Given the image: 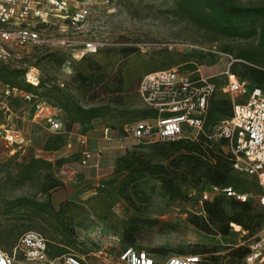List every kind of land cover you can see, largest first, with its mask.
I'll use <instances>...</instances> for the list:
<instances>
[{
    "label": "rangeland",
    "instance_id": "obj_1",
    "mask_svg": "<svg viewBox=\"0 0 264 264\" xmlns=\"http://www.w3.org/2000/svg\"><path fill=\"white\" fill-rule=\"evenodd\" d=\"M67 1L69 13L75 9V1H86L90 5L82 22L72 24L70 19L63 17L64 12L53 11L48 17L49 22L40 29L45 40L43 45L13 47L9 57L0 62V76L3 80L6 76L20 83L21 80L28 82L26 78L37 82L36 85L28 82L34 86L32 93L52 107L36 116L32 107L21 100H8L6 108H2L4 100L0 103V253L13 255V264H71L66 263V259L74 264H120L118 254L129 245L123 237L135 218L139 220L140 227L131 245L136 248L157 250L164 256L203 251L206 264H247L244 258L232 257L231 248H248L257 239L264 222L253 233L241 226L235 228L231 225L229 233L223 236L207 234L188 221L190 214L201 213L199 199H202L204 191L214 196L220 194L211 187L193 188L185 185L183 190L189 199H173L164 194L157 180L148 178L139 183L142 190L140 195L146 202L140 203L134 198L136 208H133L117 193L116 186L121 175L111 176L114 173L111 174L109 169L104 171L100 168L98 175L103 174L109 179L98 185L89 182L88 176L91 174L84 173L79 163L78 149L82 148L79 136L87 138V145L90 136H93L99 145L97 134L102 131L98 129L105 126L111 128V124L132 118L131 113L122 112L139 108L140 101L137 96H132L125 99L126 105L116 107L105 96L93 99L92 91L82 84L79 75L94 72L95 62L106 66L110 74L119 66L126 70L132 66L133 58L138 57L157 63L174 60L170 65L180 67L179 54L186 53L200 67L204 77L217 75L216 80L222 85L225 79L223 72L230 62L229 56L237 58L240 51L254 48L257 40L240 37L212 40L199 26L172 11L173 0ZM236 1L264 5V0ZM89 40L99 44V51L80 57L83 43ZM123 48H134L135 51L124 56ZM64 59L68 61L62 63ZM240 67V64H236L237 70ZM241 78L248 90L255 84L249 78ZM61 101L75 102L83 107L109 105L122 112L116 113L114 118L94 119L82 128L79 124L69 125L66 113L59 105ZM51 112L57 114L62 122L60 131L50 129L45 116ZM225 118V115H219L215 125L209 129L212 140L219 139L216 124ZM112 131L113 136L104 141L117 142L126 149L138 146L137 140L123 133L119 126ZM58 133L64 135L65 145L57 152L45 150L44 145L51 142ZM11 134L12 141H7L5 136ZM114 137L116 140H112ZM68 144L71 146L68 147ZM33 157L52 162L62 160V166L78 172L75 173V181L81 187L71 191L60 206L57 204L62 201L63 195H55L51 198L54 205L50 206L48 200L54 190L48 193L40 191L49 179L47 174L51 172L50 168L42 165L31 181L20 183L15 179L22 165ZM240 164H243L241 157ZM102 166L108 168L106 163ZM56 168L52 169L53 175L60 179L62 176ZM233 174L247 186L255 209L264 212V207L257 202L260 188L255 177L238 168H235ZM21 197L41 200L47 206L32 217L24 213V207L15 208L6 214L5 209L10 202ZM29 231L46 238L51 255L59 246L65 247L67 252L62 255L63 258H51L46 263L28 262L18 248V241L23 233Z\"/></svg>",
    "mask_w": 264,
    "mask_h": 264
},
{
    "label": "trees",
    "instance_id": "obj_2",
    "mask_svg": "<svg viewBox=\"0 0 264 264\" xmlns=\"http://www.w3.org/2000/svg\"><path fill=\"white\" fill-rule=\"evenodd\" d=\"M172 11L183 16L194 25L199 26L200 29L210 35L209 37L212 40L221 37L256 39L257 43L254 48L242 50L237 54V59L241 61L232 63L230 70L239 77L251 79L255 83L254 85L264 88V5L239 3L236 0H173ZM134 51V48H123L122 53L124 56H129ZM179 55L181 68L193 70L197 67L196 62L189 59L190 55L186 53ZM133 59L130 68L123 70V67L119 66L112 74L106 70V66L95 62L94 72L88 75H79V79L88 90L92 91L93 99L105 96L109 103L119 107L126 105L125 99H129L132 96H137L139 100L137 86L143 74L157 69L173 67L170 64L174 63V60L157 63V61L150 62L139 57ZM64 62L65 59L62 63ZM236 64H240L239 70H237ZM0 79L27 92L32 93L34 88V86L24 82V80H21L20 83L16 82L14 78L6 76L5 80L1 76ZM59 105L65 111L69 125H86L94 119L114 118L116 113L122 112V110H117V108H110L109 105L83 107L75 102L67 103L62 101L59 102ZM231 111L232 103L229 97H223L222 95L213 96L206 117L207 132L215 125L219 115H225L228 118L231 115ZM122 113H131L133 117L119 124H111V128L115 129L119 126L123 133H125L124 127L126 124L152 115L151 111L141 107ZM108 128L111 129L110 127ZM65 143L64 135L58 133L51 142H47L44 145V149L57 151ZM137 145L136 148L126 149L122 154L118 155L115 158L113 168L114 174L121 175L116 186L117 193L120 198L133 208H136L134 198L140 203L146 202L140 195L142 190L139 187V183L148 178L157 180L164 194L173 199H189L188 194L183 190L185 185L193 188L229 185L237 192L248 193L249 191L243 180L233 174L235 157L230 152L225 138L212 140L204 134H199L195 139L150 143L138 142ZM145 148L148 150H145ZM62 162L60 159L52 162L40 157H33L22 165L15 179L20 183L31 181L34 173L42 165H46L51 169V172L47 174L49 179L40 191L48 193L54 190L55 192L63 187L64 184L58 177L53 175L52 169L53 167L62 166ZM51 198L50 196L48 204L53 206ZM63 201L57 205L60 206ZM199 202L201 213L190 214L188 221L207 234L225 236L229 233L231 225L241 226L248 232L253 233L264 222V212L256 210L252 200L241 202L220 193L211 200L199 199ZM9 205L5 209L6 214L15 208L24 207V213L28 217H32V215L47 206L41 200L25 197L17 198L11 201ZM149 223H156V221H150ZM139 227V220L134 218L125 231L123 238L130 246H133L131 244L136 239ZM65 252H67L66 248L59 246L57 251L51 255L47 245L49 259L59 258ZM152 252L159 253L157 250ZM202 252L194 251L191 253L203 254ZM247 252V247L239 246L231 248L230 255L232 257L238 256L242 259Z\"/></svg>",
    "mask_w": 264,
    "mask_h": 264
},
{
    "label": "built area",
    "instance_id": "obj_3",
    "mask_svg": "<svg viewBox=\"0 0 264 264\" xmlns=\"http://www.w3.org/2000/svg\"><path fill=\"white\" fill-rule=\"evenodd\" d=\"M75 2V9L70 14L67 0H0V62L9 57L13 47L43 45L45 40L40 29L49 22L48 17L53 11L64 12L63 17L70 19L72 24L82 22L90 5L86 1ZM98 49L99 44L89 40L83 43L79 56L95 53ZM229 58L230 62L223 72L225 79L222 85L216 80L217 75L204 77L198 66L193 70L173 66L143 74L137 86L140 107L151 111L152 115L126 124L124 131L127 136L144 143L195 139L199 134L212 139L205 125L210 101L215 95L229 97L232 103L231 115L216 124V135L227 140L228 148L235 157L234 167L255 177L260 188L257 202L264 207V88L253 84L251 89H246L245 81L230 70L232 63L241 60L231 55ZM26 80L37 84L29 78ZM14 99L29 104L36 116L46 108H52L44 99L0 79V103L5 101L2 108H6L8 100ZM45 118L52 131L62 129L57 114L51 112ZM103 130L107 137L110 129L104 127ZM5 138L12 141L13 135ZM78 141L82 146L79 150V163L86 165L92 152L87 147L84 135H80ZM240 157L243 158V164L239 165ZM56 169L63 174L64 166ZM211 188L241 202L250 200V193L237 192L229 185ZM213 197L214 194L207 191L202 194L203 200H211ZM18 248L30 263L50 261L46 239L39 233H24L18 241ZM244 260L247 264H264V225L257 239L248 245ZM118 261L120 264H206L201 253L164 256L130 245L119 252ZM13 262V255L0 253V264ZM66 263L74 264L70 259H66Z\"/></svg>",
    "mask_w": 264,
    "mask_h": 264
},
{
    "label": "crops",
    "instance_id": "obj_4",
    "mask_svg": "<svg viewBox=\"0 0 264 264\" xmlns=\"http://www.w3.org/2000/svg\"><path fill=\"white\" fill-rule=\"evenodd\" d=\"M84 126L85 125H80V127H82V128ZM93 129H95V128H93ZM103 129H104V127L101 129H98L99 132H100V130L102 131V132L97 134L98 138L100 140L98 142V143H100L99 145L94 141V137L90 136L91 139L89 140V145H87V147L92 152V157L90 158L91 161L89 160V162L86 165H81V166H83L82 171L84 173L91 174L90 176H88V179H90L89 182L90 183L93 182L92 184H94V185L103 184L109 179L108 177L104 176L103 174L98 175V173L101 170L100 168H102V170H104V171H107L109 169L110 173L112 174L114 164H115V158L118 155L122 154L126 149V148H123L122 145L117 144V142H106V141H104L105 139L113 136V131L110 130V134L107 137H105ZM99 134H101V135H99ZM112 140H116V138L114 137ZM70 146L71 145L68 144V147H70ZM77 149H78V147H77ZM78 150H81V149H78ZM98 150H100V153H98ZM54 152H57V151H54ZM90 162H92V163H90ZM103 163L108 164V166H107L108 168H106V169L103 168V166H102ZM75 173H78V172H76L73 168H71V167L65 168L64 167L63 174L61 175L59 173L62 176L60 179L64 183V187H61L58 190H56L54 192V194L52 195V198L55 195L62 194L63 195L62 200H64L66 197H68V194L71 191L74 192V190H76V188L81 187V184H79V182L75 181V179H76ZM114 175L117 176L118 174H113L111 176H114Z\"/></svg>",
    "mask_w": 264,
    "mask_h": 264
},
{
    "label": "bare ground",
    "instance_id": "obj_5",
    "mask_svg": "<svg viewBox=\"0 0 264 264\" xmlns=\"http://www.w3.org/2000/svg\"><path fill=\"white\" fill-rule=\"evenodd\" d=\"M10 136V135H9ZM235 228H238L237 226H234Z\"/></svg>",
    "mask_w": 264,
    "mask_h": 264
}]
</instances>
